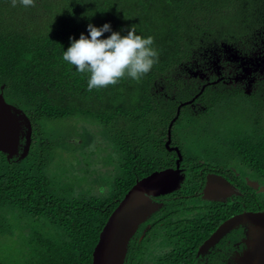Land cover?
Returning <instances> with one entry per match:
<instances>
[{"label":"trees","instance_id":"1","mask_svg":"<svg viewBox=\"0 0 264 264\" xmlns=\"http://www.w3.org/2000/svg\"><path fill=\"white\" fill-rule=\"evenodd\" d=\"M89 23H110L122 36L135 25L137 34L154 37L158 62L139 82L125 76L88 91L90 74L63 53L71 37L89 35ZM263 28L264 0H35L27 8L0 0V91L32 126L25 157L22 146L12 158L0 152V239L16 234L10 248L23 255L11 263L0 257V264H93L100 232L127 192L175 166L178 154L167 141L176 116L169 147L179 146L188 170L181 202L162 206L163 214L140 226L125 264H197L199 244L239 209L220 203L214 210L200 199L193 205L185 196L199 191L207 172L233 166L241 173L229 169L241 181L237 198L252 202L244 175L264 185V95L261 87L248 92L215 77L199 79L186 66L211 47L247 44ZM81 120L98 127L94 141L86 135L89 145L109 139L118 155L114 177L99 193L83 187L86 171L73 156L62 155L69 164L51 169L57 145L79 144L72 138ZM100 179L89 178V187Z\"/></svg>","mask_w":264,"mask_h":264},{"label":"water","instance_id":"2","mask_svg":"<svg viewBox=\"0 0 264 264\" xmlns=\"http://www.w3.org/2000/svg\"><path fill=\"white\" fill-rule=\"evenodd\" d=\"M22 117L23 123L26 122L24 126L28 128L26 136L23 134ZM177 117L169 126V140L167 141V147L176 149L179 154L177 167L152 172L133 185L113 210L101 230L99 241L93 252V264H125L131 239L139 227L162 206L155 198L170 193L180 186L183 179L180 169L182 153L178 147H169L172 125ZM31 138L32 126L27 114L21 108L9 103L3 91H0V152L12 158L20 152L22 146L21 158H23L29 151ZM249 184L256 183L249 181ZM230 185L231 182L223 175L210 174L205 187V198L223 200L220 195L240 192L239 188L233 184L230 189ZM245 224L249 229L250 237L246 239V242L249 245L250 255H255L257 258L264 257V210L243 211L226 219L204 242V245L209 246L219 241L232 229Z\"/></svg>","mask_w":264,"mask_h":264},{"label":"rangeland","instance_id":"3","mask_svg":"<svg viewBox=\"0 0 264 264\" xmlns=\"http://www.w3.org/2000/svg\"><path fill=\"white\" fill-rule=\"evenodd\" d=\"M246 42L247 44L235 41L233 43H229V45L211 47L210 49L205 50L202 55L197 57L193 61L191 67L186 66V69L189 71L191 76L198 77L199 79H210L209 77H212L215 73H225L226 75L231 74L233 76V80L239 81L242 85L245 86L246 90L250 92L252 91L254 84L257 81V77H263L264 79V28L262 30H257V34L249 38ZM248 65H252L254 68ZM210 72L212 76H210ZM23 120L24 119L22 117V123ZM81 121L82 123L75 122L76 126H74V130L78 133V138L76 136L75 138L71 137L75 140L78 139L76 143L79 144L71 147H67L65 145H57L54 150V165L51 166V169L55 173L62 164H69L71 159L65 161L62 155L65 158H67V156L72 158L73 156L75 166H78L79 162H81L84 170L86 171L84 174L83 171L81 172L82 176L80 178L82 180V183L86 187L83 185L82 186L85 189L99 193V191L101 190L108 189L111 178H113L115 174L114 164L118 160V155L114 153L113 146L109 139L107 141L105 139L103 142L106 141V143L100 144L99 147H96L94 145L95 143L101 142L97 140L92 145H89V142L86 141V135L90 134V136L92 137L90 141H94L96 139L95 132L97 131L98 127L92 126L93 124H90L87 120H85L86 122L84 120ZM59 122H57V124H59ZM51 123L56 124V122ZM24 124H26V122L23 123V126ZM69 124L71 125L72 123L70 122ZM58 131L62 132L60 128L58 129ZM27 132V126H24L23 134H25L26 136ZM99 138L102 137L99 136ZM65 170L74 171L69 167H65ZM97 174L100 175L101 179L98 181H94V185H91L89 187V178H91L92 176H97ZM247 183H249V180H247ZM263 186L264 185L261 186V189H263ZM262 192L264 193V191ZM263 193L259 194L260 197H264ZM239 194L240 192H236V195ZM192 200L193 199H189V201ZM187 201L188 199L186 200V202ZM171 205L175 207V202L171 203ZM158 214H163V212L159 210ZM161 226L163 227V232L166 233L164 225ZM22 231L23 230L20 229V233ZM13 237H16V234L12 233L11 235L8 233V236L0 239V257H6V261L10 263L18 261V258L21 259L23 256L21 255V257H19V254H17L15 250L10 248L11 243L15 241H12ZM169 238L170 237H167L168 240ZM17 252L19 253V251ZM152 264H154V261H152Z\"/></svg>","mask_w":264,"mask_h":264},{"label":"clouds","instance_id":"4","mask_svg":"<svg viewBox=\"0 0 264 264\" xmlns=\"http://www.w3.org/2000/svg\"><path fill=\"white\" fill-rule=\"evenodd\" d=\"M11 2L16 7L18 0ZM19 4L32 7L35 0H19ZM87 27L89 35L82 33L78 40L70 38L71 46L64 51L63 60L75 66L79 73L90 74L88 91L116 85L125 76L139 82L159 60L154 37L137 34L135 25L124 36L113 31L110 23L101 27L89 23ZM105 32H111V35L101 39Z\"/></svg>","mask_w":264,"mask_h":264},{"label":"flooded vegetation","instance_id":"5","mask_svg":"<svg viewBox=\"0 0 264 264\" xmlns=\"http://www.w3.org/2000/svg\"><path fill=\"white\" fill-rule=\"evenodd\" d=\"M248 66L253 67L252 65H248ZM209 74H210V76H212L211 72ZM212 77H215L214 79H218V81L223 80L225 83L233 86V88H235L237 86H241L243 89H246L245 86L242 85L239 81L233 80V76L231 74L226 75L225 73H215ZM226 77H229V78H226ZM263 80H264L263 77H257V81L255 82L252 91L254 89L257 90L258 88L261 87V89L263 91V92H261V94L264 95V81ZM174 147L179 148V146H173V148ZM173 150H175L177 152L176 149H173ZM177 154H178V152H177ZM182 157H183V155H182ZM178 159H179V154L177 156L175 166H173V168L177 167ZM221 166L224 167L223 165H221ZM170 168H172V166ZM180 169H181V174L183 176V179L180 183V186L176 190L171 191L170 193H167V194H164V195H161V196H158L155 198L158 202H160L162 204V206H164V205L167 206L168 204L173 203V202H175V203L181 202V201H177L176 198L181 194V191L184 190V189L181 190L182 183H183L185 175L188 171L186 165H183V158L180 162ZM229 169H231V171L236 172V174L238 175V178L240 177L241 173L238 172L237 168L233 167V166H227L225 169L218 170L221 172H218V171L217 172L216 171L215 172H213V171L207 172L205 175V178H204L205 182L200 183L201 188L199 189V191L196 190L194 192L186 194V196H185L186 199H188V200L193 199L191 201V204H193V205L198 204L197 199L205 201L204 203L201 202V204H203V206L209 205L211 202H213L214 204H212V206L214 205V208H213L214 210H217V206L219 207L220 203H223V204L228 203L232 208L234 207L235 209H239V211H236L235 213H233L228 218H230V217H232L238 213H241L243 211H263L264 210V197H260L259 194H260V192L264 191V186L262 187L263 189H261L262 184H260L259 181L255 180V179H252V180L247 179L248 177H246L245 175H244V178H246V181L249 180L252 183H256V184H249L248 183L251 186V189H253V191L249 190V193L252 196V202L248 203V202H244L242 200H239L237 198L236 192H234L233 194L229 193V194L220 195L223 198V200H212V199H206L205 198V196H206L205 195V187L207 184L208 176L210 174H213V173H217V174H220V175H223L224 177H226L231 182L230 189L232 187V184L239 188L238 183H241V181L238 180V178L236 176L231 175L230 174L231 171H229ZM179 189H180V191H179ZM239 190H240V194H242V191L240 188H239ZM161 207L159 210H161ZM176 210H178L177 207H176ZM158 211L155 213L158 214ZM161 223L162 222H160V224ZM148 226H150V224H147V227ZM248 231H249V229H248V226H246V224L240 225V226L232 229L228 234H226L224 237H222L219 241H216V242L210 244L209 246L204 245V242L212 235L211 234L207 239H205L201 244H199L198 249H197L196 254H195V257H196L195 261H197V264H264V257L257 258V257H255V255H253V256L250 255L249 245L246 242V239L250 237L248 234Z\"/></svg>","mask_w":264,"mask_h":264}]
</instances>
